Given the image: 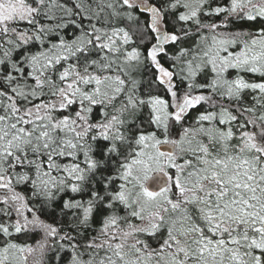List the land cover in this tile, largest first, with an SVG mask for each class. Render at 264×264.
Returning a JSON list of instances; mask_svg holds the SVG:
<instances>
[{"label": "snow or ice", "instance_id": "snow-or-ice-1", "mask_svg": "<svg viewBox=\"0 0 264 264\" xmlns=\"http://www.w3.org/2000/svg\"><path fill=\"white\" fill-rule=\"evenodd\" d=\"M50 253L264 264V0H0V264Z\"/></svg>", "mask_w": 264, "mask_h": 264}, {"label": "trees", "instance_id": "trees-1", "mask_svg": "<svg viewBox=\"0 0 264 264\" xmlns=\"http://www.w3.org/2000/svg\"><path fill=\"white\" fill-rule=\"evenodd\" d=\"M143 19V17H141ZM229 30H232V31H235V30H254V25H252L251 23H248V22H245V23H235L234 25L231 26V28ZM69 32H71V29L68 30ZM169 54H173V50L170 48L169 49ZM162 62L165 63V66H170V62H167V58L164 57L162 58ZM234 75V73H233ZM143 78L145 80V82H147V80L150 78V73L149 72H145L143 74ZM247 79H258V76L257 77H253L251 75H249L248 77H246ZM201 80L204 79L203 76L200 77ZM177 87H178V90H182L184 88V84L180 82L179 80V77H177ZM247 99L250 101L251 100V97L248 96ZM207 105H204L203 107H201L199 110L200 111H203L204 108H206ZM196 114V112H193L192 115L194 116ZM23 191L27 192V189H22ZM75 194H71V193H68L65 198H67V196H73ZM79 198V197H77ZM86 198V197H85ZM33 203H36L35 201ZM58 209H57V213L56 214H53L51 213L50 210L48 209H45V212L44 214L42 215V219H45L47 222H50V223H53V224H56L57 226H63V225H66L67 222H68V218L67 217H63L61 218L59 215H58ZM70 215V214H69ZM39 234H36L34 236H31V238H29L28 236H20L19 239L21 241H26V242H31V243H34L37 239H39ZM51 256V260H50V264H61V262L54 257L53 254H50Z\"/></svg>", "mask_w": 264, "mask_h": 264}, {"label": "flooded vegetation", "instance_id": "flooded-vegetation-1", "mask_svg": "<svg viewBox=\"0 0 264 264\" xmlns=\"http://www.w3.org/2000/svg\"><path fill=\"white\" fill-rule=\"evenodd\" d=\"M51 254V253H50ZM55 258H57L55 255H54Z\"/></svg>", "mask_w": 264, "mask_h": 264}, {"label": "rangeland", "instance_id": "rangeland-1", "mask_svg": "<svg viewBox=\"0 0 264 264\" xmlns=\"http://www.w3.org/2000/svg\"><path fill=\"white\" fill-rule=\"evenodd\" d=\"M40 238V237H39Z\"/></svg>", "mask_w": 264, "mask_h": 264}]
</instances>
